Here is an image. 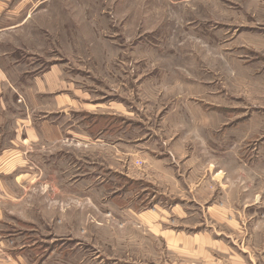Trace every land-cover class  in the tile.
<instances>
[{
	"label": "rangeland",
	"instance_id": "374dc122",
	"mask_svg": "<svg viewBox=\"0 0 264 264\" xmlns=\"http://www.w3.org/2000/svg\"><path fill=\"white\" fill-rule=\"evenodd\" d=\"M38 1L0 34L19 72L0 264H217L190 252L212 230L264 245V220L243 237L207 208L242 200V172L264 200V0Z\"/></svg>",
	"mask_w": 264,
	"mask_h": 264
},
{
	"label": "crops",
	"instance_id": "0c3cea01",
	"mask_svg": "<svg viewBox=\"0 0 264 264\" xmlns=\"http://www.w3.org/2000/svg\"><path fill=\"white\" fill-rule=\"evenodd\" d=\"M40 4L38 0H0V34H6L7 32H11L13 30L20 29L24 27V25L28 22V20L32 17L33 12H35V8ZM0 113L4 109V102L7 100H11V91L15 92L16 88H13L11 83L12 77H18V70H13L11 63V56L4 52L0 55ZM0 61V62H1ZM22 75V74H21ZM22 90V87H20ZM87 113V112H86ZM96 116H108V115H96ZM110 116V115H109ZM106 119L108 117H105ZM113 120L112 117H109ZM1 120V117H0ZM103 120V119H101ZM92 121H97V119H93ZM28 123L25 124V130L27 131V138H34V127L31 129L27 128ZM93 124L92 127L93 128ZM14 138L17 139L19 137L16 129ZM106 131H109L108 129ZM9 142L13 144V140L10 139ZM18 162V151L16 147H0V177L4 174H12L14 172V167ZM211 175V170H209V177ZM260 174L258 172H251L248 175L246 172H242L240 177L246 184L245 186H250L249 190L247 188L242 189V195L244 196L240 202H234V204L227 205L228 200L226 196V201L224 203H211L207 205L209 211L214 209V213L218 215L217 219H211L216 223H234L238 224L239 232L236 235H243L246 237L250 235L253 238L254 229L258 226L260 222L264 220V211H261L264 207V200H262V196L255 189V185L247 184L249 181L257 180ZM209 179V178H208ZM207 179V180H208ZM221 177L219 181H221ZM210 180L214 181L216 184L215 177ZM205 182V177L203 180ZM218 181V178H217ZM249 191V193L247 192ZM249 196L251 198H249ZM230 202V201H229ZM218 204V205H217ZM1 207V206H0ZM261 212V214H259ZM263 218H261V217ZM2 211L0 208V239L2 238ZM254 224L250 233L244 232L246 230V224ZM236 226V225H235ZM246 227V228H245ZM250 228V227H249ZM236 232V231H235ZM225 233V232H224ZM222 231L212 230L211 235L209 237H205V241L203 242V246L201 249L195 250L193 246L190 252L194 254V259H204L218 261L217 264H264V245H259L256 248L244 246L243 243L238 245V243L233 242L228 246L221 238L226 239V234ZM224 235V236H222ZM208 246V248H207ZM218 246V247H216ZM213 249V250H211ZM218 249L219 255H224L223 257L216 258L214 250ZM196 264V263H192ZM205 264V263H204Z\"/></svg>",
	"mask_w": 264,
	"mask_h": 264
},
{
	"label": "trees",
	"instance_id": "16d2710c",
	"mask_svg": "<svg viewBox=\"0 0 264 264\" xmlns=\"http://www.w3.org/2000/svg\"><path fill=\"white\" fill-rule=\"evenodd\" d=\"M105 117H107V116H94V118L93 119H106ZM90 121V120H89ZM97 122L95 121V122H93V121H90V126H89V128L91 129V127H92V124L93 125H95Z\"/></svg>",
	"mask_w": 264,
	"mask_h": 264
}]
</instances>
